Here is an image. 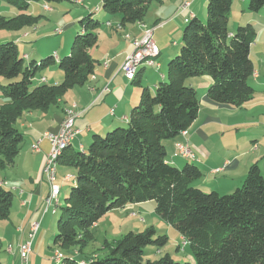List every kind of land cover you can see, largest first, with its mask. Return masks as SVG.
<instances>
[{
    "label": "trees",
    "instance_id": "1",
    "mask_svg": "<svg viewBox=\"0 0 264 264\" xmlns=\"http://www.w3.org/2000/svg\"><path fill=\"white\" fill-rule=\"evenodd\" d=\"M4 1L22 14L0 16V32L36 26L42 17L26 14L30 6L61 0ZM156 2L160 0H102V9L110 18L118 17L123 29L143 22ZM206 3V21L194 17L182 31L181 51L168 64V82H160L154 92L142 87L139 71L146 68L141 67L130 80L142 88L140 103L131 109L126 126L105 135L94 134L86 151L69 146L59 158V167L76 173L54 242L65 252L62 264H191L177 262L169 254L147 260V248H162L168 243V237L153 227L130 231L114 242L106 240L102 258H79L95 241L93 228L107 214L152 201L156 214L187 242L196 264H264V173L259 163L250 167L241 187L220 195L193 186L203 177L195 164L187 163L180 169L167 161L164 142L185 137V132L187 136L199 115L201 98L187 85L188 80L210 78L206 96L218 105L241 108L256 94L249 83L254 75L250 51L257 35L255 27L248 23L231 32L234 0ZM263 8L264 0H249L250 13L257 14ZM95 15L79 21L81 29L70 55L58 62L49 57L27 64L15 42L0 43V169L12 167L20 153L24 135L18 122L26 113L47 112L68 91L92 81L100 64L90 50L98 45V32L104 25ZM53 64L64 73L58 85L37 77ZM174 156L183 157L177 144ZM6 185L0 182V224L9 219L14 202ZM1 246L0 238V256ZM74 249L79 254L69 253Z\"/></svg>",
    "mask_w": 264,
    "mask_h": 264
},
{
    "label": "crops",
    "instance_id": "2",
    "mask_svg": "<svg viewBox=\"0 0 264 264\" xmlns=\"http://www.w3.org/2000/svg\"><path fill=\"white\" fill-rule=\"evenodd\" d=\"M79 1H82V4L76 7L78 11L72 19L65 23L66 27L70 28L87 15L99 13L98 2L101 0L97 3H94L93 0H88L89 3L76 0L75 3L77 4ZM167 3H170V6L168 10H165ZM241 3L244 6L241 12H238L236 7L237 13L240 15L238 21L231 24L230 17L229 29L234 32L237 26L246 23H251L256 29L257 35L250 51L254 75L249 80L250 85L256 91L254 99L241 108L218 105L211 102L206 96L207 89L212 83L210 78L190 79L187 81V85L195 88L201 98L198 118L188 129L187 136H179L164 142L168 163L177 168H182L187 163L195 164L203 173L198 187L207 190V192L216 191L220 195L230 194L240 187L253 164L258 162L260 166L262 165L261 169L264 173V8L257 14L250 12L245 14L247 0H234L233 7ZM206 6V0H160L152 10L150 7L145 19L152 17L150 18L151 21L158 22V24L148 28H155L154 35L158 32V39L155 42L160 51L159 58L162 55L173 57L178 52L184 23L189 22L194 17L201 19L205 16ZM31 8L32 10H30ZM49 10L51 11L52 8L46 3L38 2L34 4V7L31 5L26 14L43 18L44 13H50ZM20 14L22 12L17 8L8 5L4 0H0V16L13 18ZM100 15L94 16L95 19L104 22L98 36L100 39L107 38L110 45L104 54L100 51L93 52L92 49L90 50L92 58L98 61L100 65L95 70V76L91 82L74 88L77 93V100H72L77 104L81 115L74 124L79 133L73 140L71 147L79 151H86V146L94 134L105 135L116 127L126 126L130 111L140 100L142 92V88L139 86L131 87L134 85V81L126 79L121 71L122 63L132 50V41L143 35L142 28L135 24L119 30L120 21L118 17L110 18L105 13L104 16ZM163 17L166 18V21H162L161 18ZM108 23L111 25L109 26ZM143 23L150 26L147 20H144ZM14 33L7 34L6 31H1L0 42H15L19 46V43H32L38 36L48 35L46 31L41 33L36 26L27 27ZM172 38L177 40L172 43V47L176 46L175 51L169 47ZM64 44L63 55L66 56L65 54L70 49V40ZM52 54L57 62L63 58V55L60 56L58 51H54ZM24 56L28 62L37 61L40 52L33 47L32 53L24 54ZM101 60L103 61L101 62ZM145 71L146 69H140L139 73L143 76ZM159 71L160 69L151 79H148L147 86H145L152 92L155 91L160 82L167 81V76L162 75ZM55 77L52 83H49L48 78L44 76L39 78L45 79V83L50 85H58L63 81V73L57 72ZM39 78L37 80H40ZM2 104L3 102L0 101V106ZM67 106L68 104H65L62 99L58 106L52 107L49 111L26 113L18 122V128L24 135V142L14 165L9 167V171H14V168L17 169L18 174H9L8 179L6 177L0 180V182L6 183V187L12 192H16L18 196L17 201L13 202L9 219L0 224V238L2 242H5V255H8L10 264H21L17 252L18 245L29 240L31 224L37 222L41 224L40 213L44 205H47L46 200L50 193L49 184L42 171L50 145L48 141L41 138L45 132L55 133L59 131ZM40 140V151L35 153L32 147ZM187 142L196 156L195 161L174 156L176 144ZM19 160L20 164L18 163ZM71 171L75 172L69 167H59L57 172L58 183L56 182V184L61 188V191L62 185L70 182L66 180V177L71 176ZM144 207L147 206L143 204L128 205L116 211L122 214L126 210L137 208L145 212V209H142ZM151 207H155V205ZM132 214L134 212L130 216ZM127 225L130 226L131 224L126 223L125 226ZM137 228L131 229V231H143ZM40 232L39 227L32 241L31 256L35 253H39L40 256L43 249L44 236H40ZM9 245H12L10 252L7 250ZM39 256L38 258L33 256L35 258L34 264H40V261L45 264L46 259ZM79 258L82 261L96 259L94 257L85 258L81 255ZM36 259L38 261L35 263Z\"/></svg>",
    "mask_w": 264,
    "mask_h": 264
},
{
    "label": "rangeland",
    "instance_id": "3",
    "mask_svg": "<svg viewBox=\"0 0 264 264\" xmlns=\"http://www.w3.org/2000/svg\"><path fill=\"white\" fill-rule=\"evenodd\" d=\"M75 1L76 0H61V1L48 2L47 5L50 6L52 8V10L51 11L49 10L50 13H44V17L36 25V28L39 29L41 33H44V31H46L48 33V35L47 36L43 35L41 37L38 36L36 38V40L32 43H19L18 48H19L20 52L22 54H31L33 47H34L35 50L40 52V56H37L38 57L37 62L40 63L41 61L45 60L46 58L52 57L53 56L52 53L54 51H58L60 56H62L63 55V48L65 45L64 43L67 40H70L71 45H70L69 52L67 54H65L66 56L70 55L71 47H72L74 38L76 37L79 30L81 29L79 20L70 28L65 26L66 25L65 23H67V21L69 19H72L73 15H75L76 11H78L76 9V7L80 6V5H77L75 3ZM83 1H86L87 3H89L88 0H83ZM98 1L99 0H93L94 3H97ZM98 3H99L98 6H99L100 10H99V13L96 14V12H95V14L100 15V13H101V15L104 16V11L102 9V0ZM34 4L35 3L32 4L33 7H34ZM156 4H157V2L152 4L151 10L153 9L154 6H156ZM248 5H249V0H247V4L245 6L246 7L245 14H248V12H249L248 11ZM169 6H170V3H167L165 5L164 9L168 10ZM236 7L238 9V12H241L244 6L241 3L240 5L237 4L236 6L232 7L233 10H231V15H230L231 24L237 23L238 17L240 16L239 13H237ZM30 10H32V8ZM49 11H45V12H49ZM150 18H152V17H149V19H145V21L147 20V23H149L148 25H150V26H146L143 22L137 23L138 26L142 28L143 35L138 39H134L132 41V45L135 41L142 39L146 35V33L151 32V31H153L154 40L156 41L158 39V32L155 33V35H154L155 28L154 27L152 29L148 28V27H152L153 25L158 24V22H156L155 20L151 21ZM101 19H102V17L100 18V20ZM161 19H163L162 21H166L165 17H163ZM118 20L120 21L119 23H121V20L120 19H118ZM200 20L205 22L206 21V15L203 16ZM160 22H161V20L159 21V23ZM163 23H165V22H163ZM188 23L189 22L184 23L183 30L188 25ZM247 24L248 23H246L244 25H247ZM131 25H135V24H128L126 26L128 27ZM244 25H241V26H244ZM118 29L119 30L121 29L119 27V25H118ZM60 31H61V33H59ZM6 32H7V34H15L14 32H8V31H6ZM122 32H124V31L122 30ZM173 41L176 42L177 40L175 38H172L170 40L169 47L171 50L175 51L176 46L172 47ZM181 41H182V34H181V38L179 40L178 52L177 53L174 52L176 54H174L173 57H170L167 55H162V57L157 59V62L160 63V65H161L159 72L162 75L167 76L169 62L172 61V59H174L180 53ZM0 43H2V42H0ZM109 45L110 44H109L107 38H103V39L99 38L98 45L95 48H93L92 51L93 52L100 51L102 54H104L105 51L108 49ZM62 57H64V55ZM102 61L103 60H101V62ZM26 63L27 64L29 63L28 60L26 61ZM57 72H60V74L63 73V71H61V69L58 67V65L53 64V65L46 66L41 72H39L37 74V77L44 76V77L48 78L49 83H52V82H54L53 81L54 78H56L55 76H57ZM157 72H158V70L155 68H146V71L143 73L142 87L147 86L148 79H151L152 76L155 75ZM63 76H64V73H63ZM166 82H168V79ZM78 87H80V86H78ZM131 87L135 88L138 86L134 84V85H131ZM150 87H152L151 84H150ZM76 94L77 93L74 89L68 91L66 96L63 97V101L65 104H68V106H67L68 108L66 109V112H67V110H76L77 111L76 112V115H77L76 120H77L81 114H80V111H78L77 104H75L72 101L74 99L77 100ZM139 103H140V100L134 106L135 107L138 106ZM67 116H68V113H65L63 121L61 122V125L65 120H67L69 118ZM61 125H60V128H61ZM60 128H59V130H60ZM58 132H55V133H58ZM50 133H53V132H50ZM43 135H42V138H43ZM92 139H93V136H91V138H90V140L86 146L87 149H88L90 143H92ZM46 141H48V140H46ZM49 145H50V150H49L48 154L51 151V143L50 142H49ZM32 150H33V147H32ZM33 152H34V150H33ZM18 163L20 164V160L18 161ZM58 169H59V166H58ZM16 171H17V169H15V168H14V171H9V168L0 169V180H3L6 177L8 179L9 174H11V175L18 174ZM59 172L61 173V171H59ZM75 175H76V173L72 172L71 176L73 178L75 177ZM199 181H196L193 184V186L197 188ZM56 182L58 183L57 178H56ZM73 184H74V179L68 183H65V185H62V191H61V194L59 196V200H60V206L59 207L55 206V204H52L51 206L44 205L43 210H41V213H40L41 216L39 218V220L41 221L40 236H44V238H43L44 239V246H43V249L40 253V256H39V253H35V251H34L35 255L30 256L28 264H34V259L38 258V256L42 257V258L44 257V259H46L45 264H62L63 263L62 262L63 259L60 261H56L54 259L55 253L57 251H59L61 254L62 253L65 254V252L62 249H60V247H58L54 242H55V237L58 234V221H59V219L62 215V212H63L62 208L64 206V200L70 194V191L73 187ZM205 191H207V190H205ZM233 192L234 191L230 192V194ZM13 194L15 195L14 201L16 202L18 196H17L16 192H13ZM223 195H229V194H223ZM45 200H46V198H45ZM148 204H150V205H148ZM143 205L147 206V207L142 208V209H145V212L135 208V209H131V210H126L122 214L119 213V211H112L109 214H107L93 228V234L95 236V241L84 251V253L82 255L81 254L80 255L82 257H85V258H87V257L88 258H92V257L97 258L98 256L100 258H102L104 256L103 244L106 240L109 242H114V241L120 239L123 235L130 232L131 229H136L137 227H140V228H137L140 230H145L146 227H153L156 229V231L159 235L168 237V243L162 248H157V247L147 248V250H146V252H147L146 259L147 260L148 259L158 260V259L162 258L163 256H165L166 254H169L177 262H182V263L188 262L191 264H196L195 257L191 253L190 247L188 245L186 247H184V245H183L184 240L180 237V234L173 227H171L170 225L165 223L156 214L155 207H151L154 205L156 206L155 202H153V201L147 202V203H143ZM133 212H134V214H132L130 216V214ZM142 222H144V223H142ZM126 223H129L131 225L125 226ZM33 224H31V225H33ZM132 224H134V225H132ZM1 241H2V239H1ZM4 245H5V242L3 241L2 246H1L0 261H1V264H8L9 259L7 258L8 255H5ZM12 245H9L7 250ZM36 246H37V244H36ZM77 249H74L75 251L72 250L69 253L70 254H75V253L79 254L78 251H76ZM33 256L35 258H33ZM32 258H33V260H32ZM37 261L38 260L36 259L35 263ZM10 262L11 261H9V264H10ZM40 264H44L43 261L42 262L40 261Z\"/></svg>",
    "mask_w": 264,
    "mask_h": 264
},
{
    "label": "built area",
    "instance_id": "4",
    "mask_svg": "<svg viewBox=\"0 0 264 264\" xmlns=\"http://www.w3.org/2000/svg\"><path fill=\"white\" fill-rule=\"evenodd\" d=\"M77 3L82 4V1H79ZM186 6H188V4H186ZM46 9H48V7H46ZM59 33H61V31ZM159 55L160 51L153 38V31L148 32L142 39L133 43L132 51L126 56V59L121 66V71L124 73L125 77L128 80H134L141 67L155 68L159 70L161 68L160 63L157 62ZM76 112V110H67L66 113H68L67 117L69 118L62 123L59 132H46L42 138V140H48L51 143V151L46 157L45 164L42 170L50 188V193L46 200L48 206L55 204V206L58 207L59 204V195L61 193V188L56 184L59 166L58 161L63 151L72 145L73 140L79 133V131L75 129L74 126L77 117ZM184 135L186 136V132L184 133ZM40 142L41 140L35 146H33L34 152L40 151ZM177 150L178 154H180L184 158L191 161L196 160V156L188 142L185 144H177ZM71 179L72 176L66 177L67 181H71ZM39 227L40 224L38 222L34 223L30 228L29 240L18 245L17 252L21 264H28L29 262L30 256L32 254V241L36 236ZM186 244L187 242L184 241L183 245L186 246ZM11 248L12 247L10 246L8 249L9 252L11 251ZM54 259L56 261H60L63 259V255L59 251H57L55 253Z\"/></svg>",
    "mask_w": 264,
    "mask_h": 264
}]
</instances>
